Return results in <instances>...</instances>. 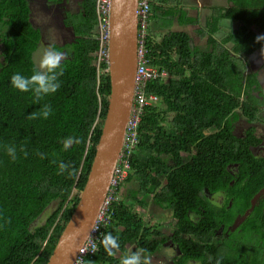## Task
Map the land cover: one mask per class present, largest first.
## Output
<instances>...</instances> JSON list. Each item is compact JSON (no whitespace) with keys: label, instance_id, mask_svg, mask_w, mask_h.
I'll use <instances>...</instances> for the list:
<instances>
[{"label":"trees","instance_id":"1","mask_svg":"<svg viewBox=\"0 0 264 264\" xmlns=\"http://www.w3.org/2000/svg\"><path fill=\"white\" fill-rule=\"evenodd\" d=\"M228 2L206 21L205 50L186 31L169 29L161 39L150 31L146 38V64L168 75L146 82L144 90L156 101L139 115L131 170L118 185L120 198L111 203L102 229L119 237L116 254L154 253L170 241L173 264H215L218 257L222 264H264L261 205L229 230L264 184V158L253 152L257 138L235 132L237 121H254L264 103L259 71L248 68L252 56L260 59L257 69L264 66V41L255 39L264 35V0ZM95 5L96 0H78L79 11L63 12L61 27L71 35L63 45L54 44L68 53L61 86L35 104L31 92L11 86L10 77L31 74L43 45L41 23L49 16L35 22L30 0H0V264H45L85 183L110 90L106 60L97 65ZM176 6L152 0L149 20L158 26H170L174 17L180 25L196 20ZM220 18L231 28L217 39ZM45 103L53 108L47 119L28 118ZM69 136L80 143L64 150L62 140ZM6 145L16 146V160ZM60 162L75 174L59 173ZM132 180L135 187L125 196L123 187ZM217 191L227 195L220 204L209 198ZM146 196L171 210L170 235L135 211ZM82 261L119 263L100 241L98 251Z\"/></svg>","mask_w":264,"mask_h":264},{"label":"water","instance_id":"2","mask_svg":"<svg viewBox=\"0 0 264 264\" xmlns=\"http://www.w3.org/2000/svg\"><path fill=\"white\" fill-rule=\"evenodd\" d=\"M137 0H111L107 72L109 94L89 171L73 212L65 223L45 264H73L88 238L109 191L114 168L131 117L137 66ZM259 192L240 223L255 205Z\"/></svg>","mask_w":264,"mask_h":264},{"label":"rangeland","instance_id":"3","mask_svg":"<svg viewBox=\"0 0 264 264\" xmlns=\"http://www.w3.org/2000/svg\"><path fill=\"white\" fill-rule=\"evenodd\" d=\"M162 1H165L167 5H174V6L177 5L176 7L180 6V9H182L183 13L187 15H192V16L194 15L196 16V15L203 14V13L209 14L210 8H206L207 5L209 6V4L218 5V6L223 4V0H162ZM30 2L32 3V14H33V18L35 22H40V19L44 15L49 16L47 23H44L46 24L44 27L48 30V33L45 35L44 40H42L43 45H47V44L63 45L64 43L70 41L71 34L69 30L65 29V27H61L62 20H63V12L65 10H70L73 12L79 11L78 0H62L61 3H56V4H52V3L49 4V0H30ZM204 19H205V16L203 20ZM202 23L203 22L201 21L197 25L196 24L189 25L185 27L187 28L185 31L188 32L189 35L192 36L193 44L202 48V50H204L206 46V39L202 34L196 33L197 29L199 28L198 26L201 25ZM44 24L41 23V26ZM148 27H149V33L151 31V33L157 39H161V37L169 29L175 28V27L182 28V25H177L176 18L174 17L173 22L170 24V26L166 24L158 26L155 20H149ZM230 28L231 27H224L222 28V32H224L225 29H230ZM249 61H250L249 63L250 67L248 68L249 69L252 68V69L259 71V78L264 88V66L260 67V69H257L260 66L259 63H261L260 59H258L257 57L252 56ZM235 131L237 133L241 132L239 128H235ZM129 172L127 173L124 180L128 177ZM134 187H135V182L132 180L130 187H128V185H125L123 187V190H124L123 194L125 196L130 195L133 190L132 188ZM118 191H120L119 187L116 188V192H115L116 199L115 200L120 198ZM124 195H123V198H124ZM125 201L130 202L131 199L129 200V198H127L125 199ZM143 201L144 202H143L142 207L140 204H137L134 207L135 211H137L140 215H142V217L145 220L149 222L158 223L161 228L160 231L166 235H170L172 233L174 223H175L171 210L167 208H162L159 205L153 203L151 198H147V196L143 198ZM130 250H132V248ZM135 252H141L143 257L148 260V264H173L172 259L175 254L174 244L170 241L164 244L160 249H158V251L154 253H145L139 249H136ZM125 254L127 253L116 254V256L119 259L118 264H120V260L122 256Z\"/></svg>","mask_w":264,"mask_h":264},{"label":"built area","instance_id":"4","mask_svg":"<svg viewBox=\"0 0 264 264\" xmlns=\"http://www.w3.org/2000/svg\"><path fill=\"white\" fill-rule=\"evenodd\" d=\"M152 0H137V66L135 73V88L133 94V104L131 109V117L127 123L124 142L120 155L117 159L114 168L113 177L107 196L103 202L100 212L92 226L88 238L81 246L76 260L73 264H80L84 256H92L95 252L92 251L93 245L98 248V243L102 235V229L110 221L111 203L116 199L115 192L117 186L124 180L127 173L131 169L132 152L137 144L136 130L139 122V115L142 112L143 106L149 105L156 101L154 94H147L145 85L147 81L164 75V71H159L157 68L147 65L145 58L146 53V38L149 35V14L151 10ZM111 0H96V14L99 48L97 52V65L99 61L105 59L107 62V41L109 36V11ZM87 249L86 251H84Z\"/></svg>","mask_w":264,"mask_h":264},{"label":"clouds","instance_id":"5","mask_svg":"<svg viewBox=\"0 0 264 264\" xmlns=\"http://www.w3.org/2000/svg\"><path fill=\"white\" fill-rule=\"evenodd\" d=\"M257 42L264 41V35H258ZM68 53L59 49L54 44L42 45L37 49L33 59L34 67L30 75H24L21 72H15L10 77L11 86L20 92H31L33 94V103L39 104L44 97L56 93L61 86L60 77L64 74V61L67 60ZM53 113V108L50 104H43L37 112H32L28 115L29 119L43 118L47 119ZM80 140L76 137H66L62 140L64 150H68L73 144H79ZM6 152L13 160L17 159L16 146L6 145ZM20 151L27 156V152L21 147ZM41 159L45 158L44 153H37ZM59 173L68 172L71 177L75 174V168H72L69 163L60 162L58 165ZM100 244L109 256H115L120 249L119 237L111 232L102 234ZM85 249L84 251H86ZM93 252L98 251L93 245ZM145 252L147 250H144ZM222 257H218L215 264H222ZM83 264V261H82ZM87 264L92 262L87 261ZM120 264H148V260L143 257L141 252L129 251L123 255Z\"/></svg>","mask_w":264,"mask_h":264},{"label":"flooded vegetation","instance_id":"6","mask_svg":"<svg viewBox=\"0 0 264 264\" xmlns=\"http://www.w3.org/2000/svg\"><path fill=\"white\" fill-rule=\"evenodd\" d=\"M45 25L46 24L41 26V30L43 32L42 40H44L45 35L48 33V30L44 27ZM235 128H239V130H241V132H238L241 136H243V134L246 133L247 135L249 134L254 135V137L257 138L256 140L258 144L254 147L253 152L255 155L264 158V103L261 105L260 110L257 112L254 121L252 120L249 121L246 118L238 120ZM258 192H259V195H258V198L256 199L255 204L261 205L264 210V184L258 190ZM226 196L227 195L225 192L217 191L213 195L210 194L209 198L211 199L212 202H217L218 204H220L221 202L224 201ZM237 218H238V214H236L232 224L230 225L231 227L229 228V230L233 231L235 230V228H237L238 224L239 225L241 224L240 222L237 225H235V221Z\"/></svg>","mask_w":264,"mask_h":264},{"label":"crops","instance_id":"7","mask_svg":"<svg viewBox=\"0 0 264 264\" xmlns=\"http://www.w3.org/2000/svg\"><path fill=\"white\" fill-rule=\"evenodd\" d=\"M211 5V6H210ZM230 5V3L228 2V0H223V4H221V5H213V4H209V6L207 5V7L206 8H210V13L209 14H207V13H203V14H199V15H194V16H192V15H187V16H190V17H194L196 20L193 22V23H185V24H183L182 25V28H171V29H173V30H181V31H185L187 28H185V27H187V26H189V25H192V24H199V22H203L201 25H199L198 27V29H197V32L196 33H199V34H202L204 37H205V39H206V36H205V34L203 33L204 31H205V24H206V21L207 20H209V18H210V16L211 15H213L214 14V12H216L215 14H214V17L215 18H217V10H219V8H226V7H228ZM202 7H203V5H202ZM212 10V11H211ZM204 16H205V19L203 20V18H204ZM173 22V21H172ZM177 22V21H176ZM217 23H219V30L217 31V33L215 34V37L217 38V39H221L222 37H223V35H225L230 29H225V31L224 32H222V28H224V27H231V24H230V21L229 20H226V19H219V21H217ZM177 25H180V24H178L177 23ZM185 28V29H184ZM188 33V32H187ZM189 34V33H188ZM190 37H191V40L193 41V39H192V36L190 35ZM196 46V45H195ZM198 47V46H197ZM206 47L207 46H205V49H206ZM198 49H200V50H202V48H200V47H198ZM204 49V50H205ZM168 74L164 71V75H163V77H166ZM162 77V76H161ZM141 205V204H140ZM161 229V228H160Z\"/></svg>","mask_w":264,"mask_h":264},{"label":"bare ground","instance_id":"8","mask_svg":"<svg viewBox=\"0 0 264 264\" xmlns=\"http://www.w3.org/2000/svg\"><path fill=\"white\" fill-rule=\"evenodd\" d=\"M107 196V195H106ZM106 198V197H105Z\"/></svg>","mask_w":264,"mask_h":264}]
</instances>
